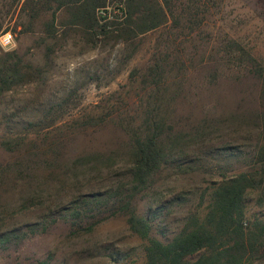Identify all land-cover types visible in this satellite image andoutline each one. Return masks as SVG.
Returning <instances> with one entry per match:
<instances>
[{
	"label": "rangeland",
	"instance_id": "1",
	"mask_svg": "<svg viewBox=\"0 0 264 264\" xmlns=\"http://www.w3.org/2000/svg\"><path fill=\"white\" fill-rule=\"evenodd\" d=\"M23 1L0 0V34L14 38L0 70L16 52L49 72L0 98V264H147L151 239L205 222L221 182L264 167V0H173L175 21L128 42L71 26L70 8L56 12V37L52 11L26 32ZM150 121L166 160L131 202L149 238L123 213L75 233L77 206L119 209L128 197L133 136ZM245 206L249 226L264 221V185Z\"/></svg>",
	"mask_w": 264,
	"mask_h": 264
},
{
	"label": "trees",
	"instance_id": "2",
	"mask_svg": "<svg viewBox=\"0 0 264 264\" xmlns=\"http://www.w3.org/2000/svg\"><path fill=\"white\" fill-rule=\"evenodd\" d=\"M113 0H25L21 3L20 13L29 19L26 32H32L42 13L51 12L53 20L47 26L48 36L56 37L58 30L55 25L56 12L63 8L75 9L70 25L80 26L85 30L96 31L101 36H113L117 41L128 42L140 35L156 30L172 17L175 21L173 0H116L125 2L127 17L123 27L108 29L109 23L98 17V10L111 5ZM195 3L196 0H190ZM200 1V0H198ZM22 0H14V3ZM113 4V3H112ZM122 4V3H121ZM22 18V16H21ZM122 21V22H123ZM0 26V31H1ZM8 29H5V33ZM66 37V33H62ZM63 37V38H64ZM57 39V38H56ZM58 45V44H57ZM50 54L54 49L49 47ZM10 60H4L0 70V98L6 93L26 83H41L48 77L45 67H33L25 64L22 58L13 52L7 55ZM153 70L155 82L158 83L161 64H155ZM158 76V77H157ZM160 82V81H159ZM264 88V78H263ZM151 122V121H150ZM155 126V127H153ZM160 126L146 124L145 133H135L132 140L133 163L131 179L133 188L127 198L120 202L119 209L110 201H105L106 209L94 208L74 210V232H90L95 225L109 216L123 213L128 216L131 230L143 237L149 238L150 226L143 218L133 212L131 202L138 192L148 189L152 178L159 172L166 160V155L159 146ZM152 128V129H151ZM154 129V130H153ZM158 131V132H156ZM264 185V167L252 175L240 174L219 184L213 193V202L203 223L192 220L180 236L172 242L164 244L150 240L147 247V264H248L254 258L264 254V221H257L249 226L246 222V196L249 190L261 188ZM106 195L96 194L92 199ZM97 201V200H96ZM78 201H75V204ZM115 202V201H114ZM92 203V202H90ZM89 204V202H87ZM88 206V205H87ZM93 220V221H89ZM86 224V225H85ZM263 249V254L260 255ZM200 254L197 260L189 257Z\"/></svg>",
	"mask_w": 264,
	"mask_h": 264
},
{
	"label": "built area",
	"instance_id": "3",
	"mask_svg": "<svg viewBox=\"0 0 264 264\" xmlns=\"http://www.w3.org/2000/svg\"><path fill=\"white\" fill-rule=\"evenodd\" d=\"M98 17L105 22L113 20L123 21L127 17L126 8L121 3H113L106 8H102L97 12ZM14 45V38L11 32L0 34V46L9 49Z\"/></svg>",
	"mask_w": 264,
	"mask_h": 264
}]
</instances>
